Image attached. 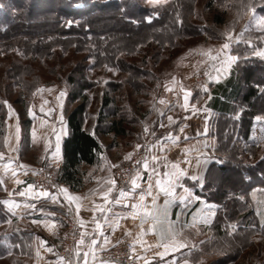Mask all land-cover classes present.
<instances>
[{
  "label": "rangeland",
  "instance_id": "obj_1",
  "mask_svg": "<svg viewBox=\"0 0 264 264\" xmlns=\"http://www.w3.org/2000/svg\"><path fill=\"white\" fill-rule=\"evenodd\" d=\"M132 1L141 8L147 9L149 16L156 13L153 18H158L157 21L147 29H135L129 34L125 33V29L122 34L112 32L108 37L104 35L98 38L96 46L92 47H88L84 41L85 44L81 42L66 47L56 46L46 57L24 55L17 48L0 53L2 107L0 114H5L3 122H0V153H4L3 159L0 160V177L3 180L0 184V201L12 198V192L22 187L23 191L29 183L34 185L37 171L53 172L57 179L56 167L47 162L50 147L55 146V141L50 139L49 134L55 128L59 138L61 137V124L66 118V113L77 102L70 99V93L77 87H84L83 93L88 98L83 118L84 128L87 131H94L103 144L100 160H104L107 166L101 169L102 174L105 176L111 174L114 179L115 168L111 165L128 162L124 160V156L128 153L135 156L139 150L135 148L137 144L142 146V153L145 155L146 144L159 138L163 133L174 132L184 124L190 123L191 120L187 119L192 113L195 114L193 122L197 126L203 125L202 120L197 119L205 101L206 93L203 87L207 84L209 88V84L216 80V70L220 68V64L202 55V52L211 50L212 55H216L222 44L228 42L226 30L231 32L234 40L240 39V43L231 42L230 47L231 49L237 47L240 53L247 55L244 57H255L251 55L252 48L244 42L245 40H250L254 46L264 48V33L259 31L258 21L251 19V13L240 10L237 0H232V6L229 7L221 6L225 0H168L163 7L154 6L149 0ZM25 2L27 3V0L24 4ZM261 2L262 0H256L257 5ZM11 7V0H0V15L3 10L10 12ZM178 13L179 21L182 23L177 20ZM257 13L264 16V10L258 8ZM218 18H220L219 22ZM95 24L99 33H103L105 26L112 28L120 26L113 16L108 19L98 18ZM246 25L249 31L241 38L239 34L244 31ZM33 26L44 27L42 24L38 26L33 24ZM108 68L117 71H109ZM206 73L207 83L203 84L199 79ZM181 88L192 93L187 109L184 107V94ZM61 92L64 93L63 96L60 95ZM104 97L109 99V104L102 109L98 120ZM161 100L164 101L163 104ZM258 101L261 104L259 107L261 113L256 116L264 117V95ZM168 116H172V122L168 121ZM54 119L56 124L51 121ZM113 119H122L125 134L114 135L107 132ZM210 119L211 127L218 130V135L220 133V137L228 143V147L233 144L241 147L244 143L248 148L253 149L252 153L256 156H253L254 158L247 156L251 164L264 157V119L260 121L255 119L248 136L250 141L247 142L239 139V135L236 136L237 121L240 118L211 115ZM146 125L150 131L155 130V137L150 131L145 132ZM17 127L20 130L19 141L16 140ZM7 129L11 142L9 150H4V136ZM131 148L133 151L129 152ZM54 151H52L53 157ZM9 161H11L10 170L5 172L4 164ZM235 163L236 161L232 160L231 167L223 173L212 172L217 177L214 183L219 186L226 176L235 178L233 174ZM260 169L264 172L262 167ZM80 171L81 181L78 186L83 182L86 188H91L89 186L95 182V179L90 177L95 171L92 167L80 168ZM100 176L102 175H97L99 179ZM16 180L21 183H16ZM56 182L58 185V180ZM251 198L249 204L253 209L256 224L254 226L247 224L248 227L252 226V229L247 230L253 233L250 235L246 231L243 235L233 238L229 235V232H232L229 225H236L237 228V222L227 221V239L219 243L213 239L214 230L200 226L199 223L195 228L187 227L184 229V235L188 240L196 243L198 249L203 250L202 252L196 250L195 255L190 259L195 261L202 257L204 264H264V232L260 230V222L264 219V187L254 189ZM9 219L12 221L11 224L7 222ZM66 219L60 225V236L53 238L54 240H61V233L68 221ZM28 228L29 224L26 220L13 216L5 205L0 204V247H2L0 255L4 256L0 259V264H12L14 260V255L9 257L6 254L7 248L3 236L8 233L5 232ZM77 229L79 230L78 224ZM78 235L80 239L79 231ZM238 239L241 242H238ZM24 241L27 243L26 240ZM201 241L205 243L200 244ZM163 251L162 248L154 250L155 259L151 262L160 258H172L173 255L180 259L186 252L182 249L179 252L170 251L163 257L155 255L156 252ZM22 252L29 253L27 250Z\"/></svg>",
  "mask_w": 264,
  "mask_h": 264
},
{
  "label": "trees",
  "instance_id": "obj_2",
  "mask_svg": "<svg viewBox=\"0 0 264 264\" xmlns=\"http://www.w3.org/2000/svg\"><path fill=\"white\" fill-rule=\"evenodd\" d=\"M24 1L11 0V11L3 10L0 15V53L17 48L24 55L46 57L56 46L78 45L83 41L88 47L96 46L97 39L104 35L108 37L112 32L122 34L125 29V33L128 34L135 29H147L158 19L153 18L152 22L148 23L146 20L149 16L148 10L141 8L132 0H27L26 4ZM111 16L117 19L120 26L117 28L105 26L103 33H99L95 24L96 19L101 17L108 19ZM47 21L50 23H46ZM219 21L220 18H218ZM33 24L37 26L42 24L44 27L36 28ZM235 50L239 52L237 47ZM240 54L237 80L231 82L232 87L229 91L225 89L230 82L228 85H223L220 93L227 97L226 103L231 109L233 102L237 100L245 106L237 121L238 134H236L243 141L248 138L253 116L261 113L259 108L261 104L258 99L262 95L256 85L264 86V62L259 58H247L244 57L247 56L246 54ZM84 90L85 88L80 86L70 93V99L77 102L66 113L68 134L62 141L63 162L56 172L57 180L67 184L71 189H76L81 181V164L97 163L99 153L102 151L96 137L84 128L83 118L88 101L87 95L83 93ZM108 104L109 99L104 97L98 120H100L102 109ZM1 114L0 122H3L5 114ZM214 129L218 143L216 152L222 155L224 163L218 166L212 165L209 170L223 173L231 167L232 160L236 161L233 165L235 178L226 176L219 186L216 184L211 190L207 188L210 191L208 200L218 202L222 206L210 226V229L215 231L213 239L220 243L227 239V221L237 222L236 231L231 234L233 238L243 235L246 231L250 235L253 233L247 230L252 229V226L248 227L247 224H253V226L256 224L253 209L249 204V192L254 186H264V172L260 169V167L264 169V159L251 164L247 156L252 158L256 156L252 153V148L246 145L239 147L236 144L228 147V143L222 140L220 133L218 135V130ZM107 132H113L114 135L125 134L122 119H113ZM229 193H232L230 198ZM240 239L242 240V237ZM240 239L238 242H241Z\"/></svg>",
  "mask_w": 264,
  "mask_h": 264
},
{
  "label": "crops",
  "instance_id": "obj_3",
  "mask_svg": "<svg viewBox=\"0 0 264 264\" xmlns=\"http://www.w3.org/2000/svg\"><path fill=\"white\" fill-rule=\"evenodd\" d=\"M232 55H237L239 59L236 61V63L232 64L231 68L228 69V72L220 76L219 82L214 80L209 84L208 92L205 94V101L201 106V110L198 113L197 119L202 120L203 125L197 126L195 124V114H191L188 117V121L191 120L190 123L184 124L180 128L176 129L174 132H169L173 137H179L178 143H173L172 141L168 140V132L163 133L161 136H159V143H156V140H153L151 143H148L145 145V156L148 157L150 165L155 164L157 165V171L160 173H163L164 171L171 170V164L172 163H178L180 168L186 169L189 174H194L198 171L204 172L206 169L209 170V168L213 166L221 165L220 163H217V160H223L222 155L216 152V137H215V129L213 126L211 127L210 122V116L211 115H222L224 117H231L238 119L240 117L242 109L245 107L244 105H241V103L237 100L233 102V108L231 109L230 106L226 103L227 97H224L220 93V89L223 87V85H228L230 82V85L227 86L226 91H229L232 87L231 82L237 80L238 77V71H239V64L238 61L241 59V54L237 52L233 47L231 49ZM262 60V59H261ZM264 62V60H262ZM211 97V98H209ZM215 99H218V101H215ZM224 103V104H223ZM205 115V116H204ZM257 115V114H256ZM255 116L252 118V124L250 126V132L252 131V126L255 121ZM203 116V117H201ZM52 123L55 122L54 120H51ZM204 122V123H203ZM56 124V122H55ZM183 129V131H181ZM205 130H207V134L205 135ZM9 130L7 129L6 134L4 136V150H9V144L11 142V137L9 136ZM89 133H93L94 131H88ZM249 132V134H250ZM95 133V132H94ZM113 133V132H108ZM68 129L66 124V118L63 120V124H61V137H60V152L59 154H56L54 151L56 148V137L58 136V132L55 128H53L50 131L49 136L50 139L55 141V146L50 147L48 153V163L51 166L56 167L58 169L62 162V141L67 136ZM93 135V134H92ZM96 139L98 140L100 145H103L99 138L97 137V134L94 135ZM249 136V135H248ZM187 137L188 139H185ZM250 141L248 138L247 140H243V142ZM155 144V146H153ZM205 144L208 145V147H205ZM244 146V143H243ZM54 147V148H53ZM103 150V146H101ZM188 149H191V151H187ZM52 151H54L55 156L53 157ZM130 151H133V148H131ZM4 154V153H3ZM102 156V151L99 153V161L95 164L88 165L85 163H82L80 168L85 167H92V170L95 171V175L93 173V176L90 177L92 179H95V182L89 187L86 188L84 186V183L82 182L76 189H71L67 184L58 181L57 186H62L68 189V192L72 195H79V196H87L88 199H83L79 203L81 205L79 209V217L83 219L84 226L83 228L80 227V225L77 222V211H76V204H72L69 206L68 201L65 199L63 194H58L57 201H52L48 198H35L30 196H19L18 192L22 191L15 190L12 192V198H7L8 200H13L20 204V207L15 209L17 218H20L21 220H26L29 224L28 229H16L12 231H7L5 234L7 235V244L10 245H17L20 244V247H13L11 250L14 255V260L18 261V264H56L57 258L59 255V245H60V239L54 240L53 238L60 236V225L63 223V221L67 218L69 219H75V221L78 224L79 232L84 231L88 233V235L85 236L86 243L89 241V238H97V245L95 246V260L92 259V251H89V257H88V264H104V262H107V264H143L142 260L136 259L137 255H146L147 258H149L151 261L155 259L153 257L154 250H159L160 248H156L155 245L158 242V237L153 235L151 232L148 231L149 224L144 225V229L147 232V234L143 237H139L140 232V221L139 219L133 220L130 216L131 211V204L136 203L139 200V195L143 191L147 193L149 191L148 188V172H146L143 169V160L141 161V164L137 167V169L134 171L130 182L124 186L115 185L113 192L111 193V199L116 198L119 195V190L124 189L125 191H129L131 189V180L134 177L139 176L140 178L137 179V184L139 187L135 190L134 196L135 198H132V194L130 193V197L125 200L123 203L128 204V208L123 207V203L121 205H113L109 204L106 207H110L112 209L111 212L107 213L109 217V223H104V218L101 215L99 211L95 212L96 219H99L102 224L101 231L103 232V236L97 237L96 230H95V222L93 220V208L95 204H103V198L99 195L100 192L106 191L108 187H111L112 185L108 184L107 181L113 179V176L108 175L105 176L102 174V168L106 167L107 163L104 160H100V157ZM152 156L158 157V161H152ZM211 157V162L207 165H201L200 169L196 167V159H206ZM186 160H190L192 162L191 167L185 162ZM96 168H99L98 170H94ZM92 171V172H93ZM150 171V169H149ZM84 174V173H83ZM82 174V178L84 175ZM100 176V179L97 177V175ZM1 179V177H0ZM99 179V180H98ZM155 177H153L152 183L153 187L151 189L153 196H157V202L158 204L163 207L164 206V200L165 195L161 192H159L158 186L155 185ZM181 183L184 184L185 187L192 188L194 185V181L188 179L187 177L182 178ZM30 184V183H29ZM28 184V185H29ZM216 183H213L211 189H214ZM264 187V186H262ZM25 188V187H24ZM261 186H254L250 192H249V198H251V192L254 189H260ZM35 190H43L41 188L34 187ZM93 190L96 191V195H93ZM194 191L197 195H200L203 200L207 201L208 203H214L219 205L215 210V213L219 210H221L222 206L220 203L215 202L213 200H208L209 195V189L207 187L201 191L199 187H195ZM58 193V187L57 191L53 194ZM184 192L183 189L180 187H177L175 190V196L176 199L171 205L170 210V218L172 220L176 219V213L180 212L182 208H184V205L180 203L179 197L183 196ZM152 196L145 197V203L149 206L151 205ZM25 204H35V208L31 207H25ZM179 205V206H178ZM202 205L199 202L192 201L187 204V207L184 209V215L180 217L181 222H187L188 224L193 222V215L195 214L198 216L197 223L201 224L200 226H206L207 229H210V226L212 222L215 219L214 217H211L209 219V222L207 224L203 223V221L200 219V214L197 213V209L201 208ZM114 214H118L121 217H127L126 219H120L119 221V227L115 229V231L112 230V227H110V224L114 220ZM66 219V220H67ZM33 221H37L34 223ZM187 228V227H185ZM184 228V229H185ZM131 233V235H128V233ZM104 236L107 237L108 242H104ZM4 244H5V236H3ZM139 239H143L146 243L144 245H141L137 241ZM27 243H25V241ZM126 240H132L133 248H135V252L132 251L131 257L128 262H120V261H114V260H108L105 259L102 256V253L106 250L113 247L115 244L126 241ZM41 242H44L41 244ZM26 244V245H25ZM149 245L152 247L148 249V251L145 253L144 249L147 248ZM25 247H27L25 249ZM39 248V251L41 253L40 257L38 258L36 256V251ZM48 248H51L52 251H47ZM23 250H27L29 253L25 254L22 252ZM17 255V257H15ZM74 255V253L72 254ZM83 259V251L81 252V261ZM183 258L177 259L176 255L172 256V258L164 259L160 258L158 261L151 262V264H173L174 261H181Z\"/></svg>",
  "mask_w": 264,
  "mask_h": 264
},
{
  "label": "snow or ice",
  "instance_id": "obj_4",
  "mask_svg": "<svg viewBox=\"0 0 264 264\" xmlns=\"http://www.w3.org/2000/svg\"><path fill=\"white\" fill-rule=\"evenodd\" d=\"M151 4L159 5L163 7L165 4H167L168 0H149ZM238 7L240 10H244L246 13H251V19L257 20L258 24L257 27L261 33H264V16L258 15L257 9L264 10V0L257 5L256 0H237ZM222 7H229L232 6V0H225V3L221 5ZM123 11V9H122ZM238 11V15H239ZM156 15V13H153V16ZM153 16L146 17V20L148 23L152 22ZM177 20L178 22L182 23V21H179V13L177 14ZM133 23H139L138 21H132ZM234 23V22H233ZM248 26H245L244 31H242L239 36L242 38L245 34V32H248ZM225 35L228 37V42H225L222 44L221 49L217 51L216 55H212L211 50L207 52H202V55L207 56L212 61H216L220 64V68H218L217 71V77L216 81L219 82L220 76L223 73L228 72V69L231 68L232 64L236 63V61L239 59L237 55L231 54V42L240 43V39L233 38L230 31L226 30ZM246 44L249 45V47L252 48L251 55L255 57H259L260 59L264 60V48L254 46L252 45V42L250 40L244 41ZM107 67V65H105ZM221 69L223 72H221ZM109 71H117V69L108 68ZM206 75H208L206 73ZM256 87L259 89V92L261 95H264V86L262 85H256ZM181 91L184 94V107L187 109L188 107V101L189 97L192 95L191 91L185 90L181 88ZM203 91L205 93L208 92V86L207 84L204 85ZM61 96L64 95L63 92L60 93ZM211 98V97H209ZM161 104L164 103L163 100L160 101ZM6 103V102H5ZM10 107V106H9ZM169 122H172L173 118L172 116L167 117ZM255 119L257 121H260L264 119L262 116H256ZM63 120V117L61 116V121ZM161 126H163L161 124ZM145 132L149 133V128L147 125L145 126ZM17 136L16 140L19 141V127L16 129ZM183 131V129H181ZM95 135V133H92ZM150 134L155 137L156 133L155 130H151ZM205 135L207 134V130H205ZM33 138H35V131H33ZM168 140L172 141L173 143L179 142V137H173L171 133L168 134L167 137ZM185 139H188L185 137ZM156 143H159V139L156 140ZM103 146V145H101ZM155 146V144L153 145ZM142 146L137 144L135 146L136 149H140ZM205 147H208L207 144H205ZM147 151V149H145ZM187 151H191V149H188ZM56 154H59L60 152V138L57 136L56 140V148H55ZM3 159V153H0V160ZM133 159V154L128 153L124 156L125 161H131ZM152 161H158V157L152 156ZM264 159V157H262ZM189 167H191L192 162L190 160L185 161ZM211 162V157L206 159H196V167L200 169L201 165L207 166ZM136 165H140L141 161L137 160L134 161ZM217 163L223 164V160H217ZM11 167V161L4 164V170L5 172L9 171ZM111 167H119V165L113 164ZM143 169L148 172V188L149 191L147 193L141 192L139 195V200L136 203L131 204V211L130 216L133 220L139 219L140 221V232L139 237H143L147 234V232L144 229L145 224H149L148 231L151 232L153 235L158 237V242L156 243V248H162L163 252H156L155 255L163 257L165 254L169 253L170 251L179 252L182 249H185L186 252L183 255V259L181 261H174L173 264H204V259L201 257L198 260H192L190 259L195 255V251H203L202 249H198V245L190 240L187 239V237L184 235V228H195L197 224V216L193 215V222L191 224H188L187 222H181L180 217L184 215V209L187 207V204L192 202L193 200L196 202H199L202 207L197 209V213L200 214V219L203 221V223L207 224L209 222V219L211 217L215 216V210L220 207L217 204L214 203H208L207 201L203 200L200 195H197L194 191L195 187H199L201 191H203L206 187L211 190V187L215 180L217 179L216 176L213 175L211 170L206 169V171L201 172L198 171L194 174H189V172L186 169L180 168L178 163H172L171 164V170L164 171L163 173H160L157 171V165L152 164L150 165L149 159L147 156L143 158ZM150 169V171H149ZM13 176H15V172L13 171ZM153 177H155V185L158 186L159 192L163 193L165 195L164 200V206L161 207L157 202V196H153V193L151 191L153 187ZM187 177L188 179L194 181V185L192 188L185 187L183 183H181L182 178ZM140 177H134L131 180V189L129 191H125L124 189L119 190V195L111 199V193L114 190V187L116 185V181L114 179H111L107 181L108 184L112 185L111 187H108L106 191L100 192L99 195L103 198V204H95L93 208V220L95 222V230L97 237L103 236L102 224L99 219H96L95 212L99 211L101 215L104 218V223H109V217L107 213L111 212L112 209L110 207H106L110 203L113 205H121L125 200H127L130 197V193L132 194V198H135L134 193L135 190L139 187L137 184V179ZM3 183V180L0 179V184ZM16 183H21V181L16 180ZM34 185L29 184L26 189L23 191L18 192L19 196H30L35 198H48L52 201H57L58 194H63L65 199L68 201L69 206L72 204H76V211H77V222L80 225L81 228L84 226V221L79 217V209L81 207L80 201L83 199H88L87 196H79V195H72L68 192V189L62 186H55L58 187V193L53 194L50 193L47 190H35L34 191ZM177 187H180L183 189L184 195L179 197L180 203L184 205V208L181 209L180 212L176 213V219L172 220L170 218V210L171 205L176 199L175 196V190ZM93 195H96V191L93 190ZM152 196L151 205L145 203V197ZM232 193H229V198L231 197ZM240 199H243V197H240ZM0 204H3L7 207V211L11 213L13 216L16 215L15 209L20 207V204L13 201L5 199L3 201H0ZM179 206V205H178ZM25 207H31L35 208V204H25ZM123 207L128 208L127 203H123ZM127 217H121L118 214H114V220L110 224V227H112V230L115 231L117 227H119V221L120 219H126ZM9 224L12 223L11 219L7 221ZM36 223L37 221H33ZM232 232L236 231V225H229ZM260 230L261 232H264V219L260 222ZM197 232H199V229H197ZM232 232H229V235L232 234ZM88 235V233L81 231L80 232V239L76 241V247L74 249V255H70L69 257L64 256H58L56 264H88V257H89V251H92V259L95 260V246L97 245V238H89V241L86 243L85 236ZM128 235H131L129 232ZM7 241V235H5V247L7 248V256L11 257L13 255L12 248L13 247H20V244L17 245H10L6 243ZM104 242L107 243L108 239L106 236H104ZM141 245H144L146 242L143 239H139L137 241ZM210 242V241H209ZM44 242H41L43 244ZM204 241H201L200 244H204ZM152 246L149 245L147 248L144 249V252L146 253L149 248ZM88 249V250H85ZM47 251L51 252L52 249L48 248ZM83 251V259L81 261V252ZM135 248H133V252H135ZM41 255L39 248L36 251V256L39 258ZM4 256L0 255V259H3ZM136 259L142 260L143 264H151V260L146 257V255H137ZM12 264H18V261L13 260ZM104 264H107V262H104Z\"/></svg>",
  "mask_w": 264,
  "mask_h": 264
},
{
  "label": "built area",
  "instance_id": "obj_5",
  "mask_svg": "<svg viewBox=\"0 0 264 264\" xmlns=\"http://www.w3.org/2000/svg\"><path fill=\"white\" fill-rule=\"evenodd\" d=\"M199 81L203 84L207 83V75L202 74L200 76ZM143 148L141 147L138 150V153L133 156L131 161H128L123 164H118L119 167H115V181L116 185L124 186L130 182V179L137 169L139 165H136L134 161L143 160L144 153H142ZM37 176L34 177V185L43 190H47L50 193H54L57 191V182L56 177L53 172L49 171H37ZM77 229V222L74 220H68L66 225L61 233L60 240V249L59 255L64 257H69L74 253V249L76 247V241L79 239ZM133 251V244L130 240L121 241L115 244L110 249L106 250L102 253V256L108 260L120 261V262H128L131 253Z\"/></svg>",
  "mask_w": 264,
  "mask_h": 264
}]
</instances>
